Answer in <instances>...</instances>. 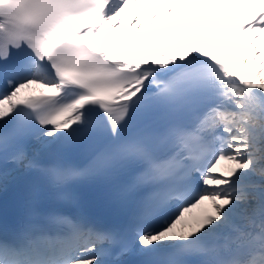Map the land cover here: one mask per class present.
Wrapping results in <instances>:
<instances>
[{
  "label": "snow or ice",
  "instance_id": "obj_1",
  "mask_svg": "<svg viewBox=\"0 0 264 264\" xmlns=\"http://www.w3.org/2000/svg\"><path fill=\"white\" fill-rule=\"evenodd\" d=\"M130 3L193 25L205 19L197 7L209 22L213 7L264 9V0H0V198L37 177L18 219L9 223L0 203V264H264V10L232 28L248 34L245 75L210 50L222 39L128 50ZM149 15L154 28L161 13ZM128 24L142 30L139 8ZM149 54L162 58H126ZM34 85L43 91L22 96ZM78 183L102 185L105 201L131 209L126 222L98 224L71 191Z\"/></svg>",
  "mask_w": 264,
  "mask_h": 264
},
{
  "label": "bare ground",
  "instance_id": "obj_2",
  "mask_svg": "<svg viewBox=\"0 0 264 264\" xmlns=\"http://www.w3.org/2000/svg\"><path fill=\"white\" fill-rule=\"evenodd\" d=\"M146 7H147V10H145ZM137 8H139L140 13H141L143 28L140 32L136 33L134 36L132 33L131 26L128 24V19L137 10ZM194 10L197 16L203 13L205 15V19L203 21L196 20V23L193 25V24H188L187 21L189 19H195V17H186L183 14L178 17L176 13L168 14L164 12L163 8L161 7L137 6L135 4L130 3L128 8H126L125 12L122 14L123 20H124V27L121 29V33L127 36V40L125 41L126 48L136 53H140L145 47L153 48L155 49L156 52L162 51L165 48H170V49L179 51V50H182V48L176 47L178 43H180L183 40L188 39L190 36H196V35H200L205 38H211L213 41H216L217 39L213 38V31L212 32L203 31L199 33L195 31V29H198L200 27L201 23H203V25H205L206 28L211 23L214 26V33L218 36V39L223 40V44L217 45L216 47L211 48L210 50L217 51L218 53H221L224 56L228 57L229 59L227 62L231 64L234 71H240L245 75H251L250 68L247 71H245L241 63V57L246 54V52L241 49L244 47H250V45H247L248 34L246 33L242 36L234 37L232 36V28L235 26L237 21L240 18H242L245 14L249 12H259L264 9H262L259 4L252 6V5H249L248 3H244V4L238 3V4H235L234 6L228 7L227 9H220V8L213 7L211 9L213 13V20L211 22L207 20V15H206L209 9L204 8V7H197ZM155 11H159L161 13V17L155 21V27L153 28V22L150 18L149 13L155 12ZM223 11L230 12L231 15H225L224 20L218 23L216 21V16L219 15ZM161 20H164L166 22L165 27L162 29H165L167 26H169L168 25L169 23L167 22L171 21L170 24H172L175 27L174 29H177V30L183 29L185 32H187L186 37L184 38V36H182L181 34L178 35L177 39L161 36L159 34V30L161 29L160 28ZM179 20L185 21L183 26L177 23V21ZM227 23H229L230 25V28L228 27L227 29L228 36L223 37L221 36L220 29L221 27L223 29H226ZM149 25L151 26V29H148V27H150ZM133 40H139L141 41V43L139 44L132 43ZM233 42H235L236 46L230 47L229 45ZM105 43H106L105 40L98 41V45L100 46L104 45ZM260 43L261 45H264V37L261 38ZM114 53L115 54H125V50L114 48ZM126 58L128 59H140V58L155 59V58H162V57H157L154 54H149L148 56H145V57L127 56ZM41 91L43 90L39 89L38 87L34 85L32 86L31 89L25 90L22 93V96H25L29 93H33V94L40 93ZM225 166H226V162L222 163L219 171L221 172L227 171ZM200 211L201 209H196L194 214L199 213Z\"/></svg>",
  "mask_w": 264,
  "mask_h": 264
},
{
  "label": "rangeland",
  "instance_id": "obj_3",
  "mask_svg": "<svg viewBox=\"0 0 264 264\" xmlns=\"http://www.w3.org/2000/svg\"><path fill=\"white\" fill-rule=\"evenodd\" d=\"M169 26H167L165 29H160L159 30V34L161 35V36H163V37H167V38H173V39H177L178 38V35H182V36H184V38L186 37V34H187V32H185L183 29H179V30H177V29H174L175 27L172 25V24H168ZM150 26V25H149ZM148 27V26H147ZM173 27V28H172ZM228 27L230 28V25H229V23H227V28L226 29H224L225 31H226V33H227V29H228ZM148 29H151V26L150 27H148ZM226 36H228V34L227 35H224L223 37H226ZM213 38L214 39H218V36L214 33V31H213ZM226 170L230 167V165L226 162Z\"/></svg>",
  "mask_w": 264,
  "mask_h": 264
}]
</instances>
